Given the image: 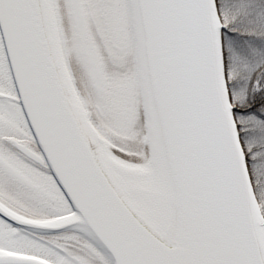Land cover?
<instances>
[{
  "label": "snow or ice",
  "instance_id": "6c2138e0",
  "mask_svg": "<svg viewBox=\"0 0 264 264\" xmlns=\"http://www.w3.org/2000/svg\"><path fill=\"white\" fill-rule=\"evenodd\" d=\"M0 264H264V0H0Z\"/></svg>",
  "mask_w": 264,
  "mask_h": 264
}]
</instances>
